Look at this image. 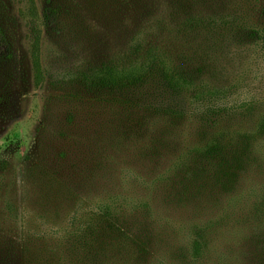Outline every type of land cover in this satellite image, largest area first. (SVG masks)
Here are the masks:
<instances>
[{
	"label": "rangeland",
	"instance_id": "obj_1",
	"mask_svg": "<svg viewBox=\"0 0 264 264\" xmlns=\"http://www.w3.org/2000/svg\"><path fill=\"white\" fill-rule=\"evenodd\" d=\"M263 6L264 0H0V32L10 51L0 59V264H264ZM47 8L57 12L48 28ZM172 15L201 20L195 31L169 27L170 50L183 52L190 66L199 63V89L216 92L199 96V107L159 99L172 108L167 115L182 119L157 142L175 160L179 146L193 142V133L181 137L180 126L199 131L201 147L216 120L227 127L219 142L224 151L209 160L202 151L199 162L172 175L166 188L174 190L160 197L151 219L127 212L123 221L120 212L128 210L115 204L111 216L121 217L105 218L91 182L105 168L99 185L117 196L138 193V161L156 158L142 153L136 131L169 118L157 122L156 114L136 110L168 108L109 109L108 101L119 106L125 99L83 75L113 62L141 26ZM121 135L134 143L116 145ZM124 163L129 172L120 174Z\"/></svg>",
	"mask_w": 264,
	"mask_h": 264
},
{
	"label": "trees",
	"instance_id": "obj_2",
	"mask_svg": "<svg viewBox=\"0 0 264 264\" xmlns=\"http://www.w3.org/2000/svg\"><path fill=\"white\" fill-rule=\"evenodd\" d=\"M261 14L264 21V6ZM43 19L44 25L47 28L52 26L57 20L56 10L47 8ZM184 20L185 21H181L180 18L172 15L169 20H166L165 17H161L151 22L149 25L141 26L130 40L129 46H127L113 62L109 61L100 66L89 68L88 72L83 75L84 78L91 81L93 85L100 87V89L114 91L122 96L120 99H125L122 102L123 105H127L124 106H117L112 101H108L109 109L117 108L121 113H129L133 110V103L138 105L157 103L161 107L168 108V110L156 111L155 113L144 112V110H146L145 108L143 111L134 109L141 112V114L159 116L153 117L157 122L160 121L161 117L169 118L168 120L161 119L164 120L165 123L157 127L138 128L136 131L142 153H153L156 158L138 161L139 164L136 166L133 177L135 183L139 186L138 193L131 195L129 191H126L117 196L113 191L110 192L105 186L99 185V182L104 179L107 173L105 168L99 170L100 180L91 182L97 186L93 197L95 200H99V202L95 207L101 212L99 215L105 218L119 219L118 217H121L111 216L115 214V209L113 208L115 204V208L117 209L123 208L128 210H122L120 212L123 214V217H121L123 221L129 217L127 212L135 214L138 218L142 217L144 221L151 219L152 210L162 205L160 197L162 195L168 197L174 190L166 188L172 175L183 169H188L192 163L199 162V154L202 151L205 152L200 154V157L208 160L210 157L221 154L224 151L223 148H219L221 147L219 142L223 138V133L226 131L227 127L224 126L223 122L216 124V120L213 121V129L208 131V141L201 147H199V131H189V129H186L189 125L180 126L183 130L181 137L184 135L190 136L191 133H193V142L185 147L179 146L180 154L175 160H167L170 156H163V146L157 142L161 137L165 138V136L172 134V129L176 128V123L182 119V117L167 115L172 113L169 112L172 108L162 104V100L159 99L167 95L171 98L173 103L175 102V105L185 104L199 107V96L206 97L208 94L216 92L212 88H209L208 91L199 89V63L190 66L186 64L188 58L183 52H179L178 50L172 53L170 50L171 46H174V44L172 38L167 35V29L169 27L179 29L180 32L186 29L195 31L199 29L201 25V20L196 18L189 17ZM153 40L155 44H151ZM262 48L264 50V29L262 35ZM9 54L8 43L5 36L0 32V59L9 56ZM33 58L36 74L35 82L39 84L42 81V71L40 70L37 48L33 52ZM193 67L198 69L193 70ZM141 93H149L148 98L142 100L144 96H142ZM131 94L135 95V98H129ZM149 97L156 99L155 102H152ZM182 97H185L183 101ZM118 103L121 104L119 101ZM143 122L145 123V120ZM116 126L117 125L109 124L107 127L113 129ZM91 140L96 141L94 143H102V141H104L99 137H95ZM126 142L134 143L130 140L127 141V137L121 135L120 141H117L116 145L123 146ZM112 144L115 145V142H112ZM98 164L99 163H95V165ZM126 172L128 173L129 169L124 163L120 174ZM93 178L94 176L91 173L89 179L91 180ZM100 189H103V191ZM118 198H125L126 200L117 203ZM183 199V197H178L177 202H181Z\"/></svg>",
	"mask_w": 264,
	"mask_h": 264
}]
</instances>
